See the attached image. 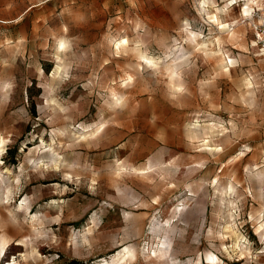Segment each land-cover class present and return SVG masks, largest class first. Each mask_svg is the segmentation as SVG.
Wrapping results in <instances>:
<instances>
[{"label":"rangeland","instance_id":"374dc122","mask_svg":"<svg viewBox=\"0 0 264 264\" xmlns=\"http://www.w3.org/2000/svg\"><path fill=\"white\" fill-rule=\"evenodd\" d=\"M254 1L0 0V264H264Z\"/></svg>","mask_w":264,"mask_h":264},{"label":"bare ground","instance_id":"6f19581e","mask_svg":"<svg viewBox=\"0 0 264 264\" xmlns=\"http://www.w3.org/2000/svg\"><path fill=\"white\" fill-rule=\"evenodd\" d=\"M251 2H255V1H254V0H245V2H244L245 7H244V9H243V13H244L245 15H248L249 12H250ZM209 18L212 19V21L216 22V23L219 25V27H220V29H221L222 31H224V30L227 29V28L233 30V28H230V23H226V22H222V21H220V19H219V17H218L217 14L209 15ZM124 42H126V41L123 40L122 43H124ZM62 44H63V43H62ZM119 44L121 45V43H119ZM119 44H118V45H119ZM63 46H64V44H63ZM230 60L233 61L232 58H231ZM225 62H226L225 67L227 68V67H228V62H227V60H225ZM172 63H173V62H172ZM148 64L153 65V66H157V63L155 62V60H152V59H148ZM59 69H60V68H58V70H59ZM166 69H167V71H168V73H169L171 79H173V78H175V77H177V76L180 75L176 64H173V65L170 64V65H168V66L166 67ZM0 139H1V138H0ZM0 143L3 144V143H4V140L1 139V140H0ZM8 244H9V241H8V240H6L5 238H1V237H0V254L4 251L5 247H6ZM131 253H132L131 250H130L128 247H125V248H124L122 251H120V252L117 254V256L114 258V260H113L114 263H115V262H119L120 260H123V259L129 257V256L131 255ZM165 254H166V250H164V246L159 250L158 253H156V255H157L159 258H161V259L165 256ZM207 259H208L209 263H212V264L215 263V262H217V261L219 260L218 257H217L216 255H214V254H210V255H208ZM16 263H17V262H16Z\"/></svg>","mask_w":264,"mask_h":264},{"label":"built area","instance_id":"2783aa9c","mask_svg":"<svg viewBox=\"0 0 264 264\" xmlns=\"http://www.w3.org/2000/svg\"><path fill=\"white\" fill-rule=\"evenodd\" d=\"M252 26L256 35V42L264 48V11L257 13V18L253 20Z\"/></svg>","mask_w":264,"mask_h":264},{"label":"trees","instance_id":"16d2710c","mask_svg":"<svg viewBox=\"0 0 264 264\" xmlns=\"http://www.w3.org/2000/svg\"><path fill=\"white\" fill-rule=\"evenodd\" d=\"M34 113H35V112H34ZM74 263H75V264H79V262H78V261H74Z\"/></svg>","mask_w":264,"mask_h":264},{"label":"snow or ice","instance_id":"6c2138e0","mask_svg":"<svg viewBox=\"0 0 264 264\" xmlns=\"http://www.w3.org/2000/svg\"><path fill=\"white\" fill-rule=\"evenodd\" d=\"M61 47H63V45H61Z\"/></svg>","mask_w":264,"mask_h":264}]
</instances>
